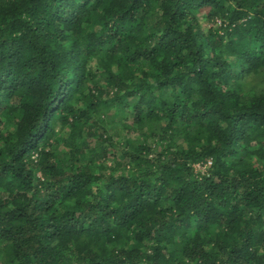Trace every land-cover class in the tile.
I'll use <instances>...</instances> for the list:
<instances>
[{"label":"clouds","instance_id":"9594fccd","mask_svg":"<svg viewBox=\"0 0 264 264\" xmlns=\"http://www.w3.org/2000/svg\"><path fill=\"white\" fill-rule=\"evenodd\" d=\"M201 3L172 0L167 13L153 6L143 35L156 36L143 47L155 51L167 29L179 48L156 59L160 69V60L167 64L165 75L145 80L139 62L129 77L114 71L108 85L102 69L65 104V77L50 73L53 86L35 99L21 92L0 102L8 104L0 112V264H109L133 248L139 254L121 256L124 264H264V0ZM0 8V40L10 53L35 47L30 29L42 28L55 4L41 0L26 11L20 0H0ZM9 17L23 27L10 28ZM89 32L95 43L108 38L99 28ZM29 55L43 77L48 61L39 50ZM160 80L168 86L158 87ZM19 191L24 199L10 198ZM156 193L163 195L154 205ZM145 232L152 240L138 243ZM153 249L158 261L145 259Z\"/></svg>","mask_w":264,"mask_h":264},{"label":"trees","instance_id":"16d2710c","mask_svg":"<svg viewBox=\"0 0 264 264\" xmlns=\"http://www.w3.org/2000/svg\"><path fill=\"white\" fill-rule=\"evenodd\" d=\"M20 2L29 6L26 11H31L41 0H20ZM52 2L55 4V8L50 10V15L44 21L43 27L39 28V30L30 29L31 33L37 37L34 41L35 47L33 43H29L25 50L17 49L9 53L10 42L0 40V49L4 50L0 54V65H2L0 67V102H10L21 92L24 93L22 100L31 101L35 99L46 90L45 85L48 87L53 86L48 79L50 73L65 77L63 81L66 89L63 101L65 104L72 99L75 91H78L85 83L95 80V73L101 72L102 69H106L109 73L104 77L108 85L112 84L114 71L122 72L124 76L129 77L135 72L132 65L139 62H143L140 76L145 80L149 78L156 79L155 71H160L161 75H165L169 71L164 60L159 61V65H163V69H160L155 62L156 59L160 56L171 57L174 51H179L175 43L176 38L172 37L167 29L155 40V51L151 48L143 47V45L155 39L156 36L155 31L150 32L148 36L143 35L147 29L150 16L155 15L153 6L160 5L161 10L167 13V6L172 3V0H85L82 5L78 0H52ZM203 3L204 0L197 7H202ZM90 5L92 6L91 13L89 12ZM92 13L100 14L102 19L89 22V16ZM181 16H183V13H181ZM169 19H171V16H169ZM4 20L3 9L0 8V24H3ZM16 25L23 27L18 20L9 17V27L13 28ZM88 28H99L101 33L108 37L107 40L103 44H99L88 39V37L94 36L93 32H89L85 36V31ZM108 45H111V47H108ZM37 50L48 61V64L42 65L43 77H41L39 70H33L37 67L36 57L29 55L30 52H36ZM145 51L151 54L145 56ZM129 52H131V55H128ZM70 53L74 55H70ZM121 53H123V57L118 63L117 56ZM49 65H51V68H49ZM176 67L177 64L173 63L172 69ZM168 84L169 81L160 80L158 87L163 88L168 86ZM60 87V84L57 83L55 90L60 92ZM93 87L101 96L104 94L100 82L94 84ZM114 99H119V97H114ZM104 103L107 102L105 101ZM7 109L8 104L3 103V106L0 107V112ZM2 122L0 121V123ZM133 123L139 124L140 120L134 117ZM123 155L127 156L128 154L125 153ZM111 156L115 160L117 154L113 152ZM102 157L105 164H107L108 154L106 151L102 152ZM43 171L45 174H49L51 169L43 167ZM15 178L19 180L20 174H17ZM26 179L28 184L25 187L31 190V176L26 175ZM86 187V185L83 187L77 186L71 192V196L83 194ZM144 193L145 195L152 194L150 185H145ZM162 195V193H156V198L153 199L154 205L159 203ZM9 196L11 199H24L26 193L19 191L9 193ZM134 219L135 217H130L125 221V224L131 225ZM134 239L139 243L144 239L151 241L152 237L150 233L145 232L137 233ZM117 240H119V235H117ZM108 242H112L110 238ZM157 242L162 245L167 241L161 238ZM152 251V256L146 255L145 259L158 261L160 258L159 250L153 249ZM138 254L139 250L136 248L127 252L124 249H120L111 257L109 264H124V261L120 259L121 256L126 259H134L135 255ZM234 254L239 259V254L235 250H232L229 256Z\"/></svg>","mask_w":264,"mask_h":264}]
</instances>
